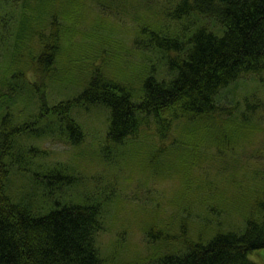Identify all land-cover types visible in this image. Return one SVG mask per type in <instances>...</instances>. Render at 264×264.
I'll return each mask as SVG.
<instances>
[{
    "label": "trees",
    "instance_id": "trees-1",
    "mask_svg": "<svg viewBox=\"0 0 264 264\" xmlns=\"http://www.w3.org/2000/svg\"><path fill=\"white\" fill-rule=\"evenodd\" d=\"M74 1L0 0V264H110L99 245L109 218L104 200L76 198L77 173L65 163L38 164L35 157L47 151L25 142L26 148L23 136H51L80 144L85 131L74 110L102 103L111 110L108 144L122 146L144 131L139 138L146 141L154 129L162 145L160 157L172 161L164 146L172 150L192 145L197 151L204 142L228 147L242 138L251 116L264 108L257 94L231 97L242 78L264 71V0H176L165 6L163 20L170 22L143 23L134 41L159 53L164 67L160 73L155 72L156 64L128 73L115 53L106 56L103 49L93 57L90 49L77 51L76 56L75 43L69 38ZM96 1L104 9L106 2L131 4L129 0ZM142 3L151 11L152 4ZM64 32L69 38L65 47ZM52 83L80 89L56 99L50 91ZM23 96L31 109L17 120L16 103ZM200 129L207 130L206 140L198 134ZM202 160L203 156L196 157L192 168L202 165ZM180 163L177 169L185 173L186 161ZM27 165L32 167L31 190L16 196L10 182L14 174L25 175ZM221 174L227 175L224 170ZM228 175L222 181L235 173ZM262 176V189L244 212L243 227L198 238L189 237L186 225L180 234L173 232L176 224L184 226L192 220L186 211L193 212L197 201L178 190L171 201L177 208L164 222L169 232L159 233L168 242L159 244L169 251L128 264H259L251 254L264 248ZM188 181L191 191L194 183ZM216 182L218 195L223 186ZM34 197L40 205L34 204ZM219 200L227 204L225 195ZM199 201L214 207L210 199ZM147 239L152 242L150 235ZM253 256L264 262L261 255Z\"/></svg>",
    "mask_w": 264,
    "mask_h": 264
},
{
    "label": "rangeland",
    "instance_id": "rangeland-1",
    "mask_svg": "<svg viewBox=\"0 0 264 264\" xmlns=\"http://www.w3.org/2000/svg\"><path fill=\"white\" fill-rule=\"evenodd\" d=\"M175 1L145 0L147 4H152L151 11H148L142 3L144 0H129L131 4L124 6L106 2L107 9L96 0H75L70 8V14L74 15L71 19L73 32L69 37L75 43V55L77 51L81 53L90 49L89 55L93 57L96 50L103 49L106 56L115 53L116 58H120L124 64L123 70L128 73L153 64L157 66L155 72L160 73L164 67L160 65L159 53L154 49L140 48L134 41L143 23L161 22L165 6ZM59 8L63 11L65 7ZM163 22L167 24L170 21L167 19ZM62 35V45L65 47L69 38H65V32ZM124 73L120 72V75ZM27 75H32L30 69H27ZM240 83L236 92L231 94L232 98L241 99L243 95L257 94L264 100V71L242 78ZM78 89L73 85H50V91L56 99L72 95ZM24 98L16 103L17 120H22L31 109ZM110 111L102 103L74 110V117L85 131V140L80 144H66L63 139L51 136L41 139L23 136L21 139L25 146L26 142L47 151L35 157L38 164L48 167L54 163H65L77 173L79 178L74 183L77 185L74 191L76 198L85 195L104 200L109 218L106 231L99 236V245L102 256L110 264H128L138 261L142 256L146 258L153 253L160 255L169 251L168 247L159 244L166 242L159 233L169 232L164 222L177 208L176 203L174 207L171 201L178 190L197 201L193 204V212L186 211L191 214L192 220L184 226L176 224L174 233L180 234L186 225L189 237L198 238L208 232L214 234L218 230L244 226V212L254 205L253 199L260 193L263 184L260 178L264 175V108L251 116V125L242 130V138L235 140L233 145L227 144L228 147H210L204 142L197 151L192 145L185 149L175 146L172 150L164 146L173 162L167 161L162 154L160 157L162 145L154 129L149 131L146 141L139 138L145 134L144 131L138 139L131 138L122 146L108 144L106 134ZM197 131L205 138L206 129ZM192 153H196V157L203 156L202 165L192 168V162L196 159ZM185 161V173L179 172L177 164L182 165L180 162ZM27 166L29 169L24 171L25 175L14 174L10 182L11 191L16 196L31 190L29 178L32 177V167ZM259 169L262 172L257 174ZM222 170L227 175L222 177ZM228 173H235V176L222 181L225 176H229ZM188 180L194 183L191 191L187 190ZM216 181H221L224 187L219 189L218 195L217 186L220 187V184ZM208 184L214 186L213 189L208 188ZM224 195L227 204L220 203L219 198L222 199ZM200 199L212 200L214 207L200 204ZM33 202L37 203L35 197ZM147 235H150L151 243ZM254 253L264 259V248ZM254 253L251 254L252 259L264 264L261 259L257 260L258 256H253Z\"/></svg>",
    "mask_w": 264,
    "mask_h": 264
}]
</instances>
